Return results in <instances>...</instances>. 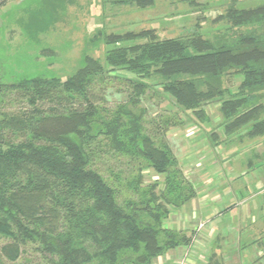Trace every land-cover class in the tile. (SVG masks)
<instances>
[{"label": "trees", "instance_id": "16d2710c", "mask_svg": "<svg viewBox=\"0 0 264 264\" xmlns=\"http://www.w3.org/2000/svg\"><path fill=\"white\" fill-rule=\"evenodd\" d=\"M155 1L101 0L105 7L138 10L151 9ZM181 1L199 7L201 0ZM227 9L217 18L225 23L224 32L212 37L188 31V36L160 37L154 29L111 34L104 38L110 47L105 65L86 56L64 81L33 78L0 85L19 91L31 108L0 120V264H151L189 242L163 227L171 214L168 206L180 208L189 196L172 201L164 193L156 196L153 188L143 195L134 183L131 189L139 196L119 202L117 190L92 168L91 147L101 136L112 149L141 157L166 175L167 187L175 182L180 187L181 172L169 147H156L142 135L136 118L125 128L121 114H131L126 106L97 121L86 95L105 66L119 69L138 78L133 104L156 78L162 93L198 125L208 119L204 106L215 101L226 135L246 131L247 137H263L264 5ZM229 76L240 79L235 92L225 87ZM76 97L84 99L85 108L39 106Z\"/></svg>", "mask_w": 264, "mask_h": 264}, {"label": "rangeland", "instance_id": "374dc122", "mask_svg": "<svg viewBox=\"0 0 264 264\" xmlns=\"http://www.w3.org/2000/svg\"><path fill=\"white\" fill-rule=\"evenodd\" d=\"M199 3V7H192L181 0H156L151 9L138 10L105 7L101 0H0V85L33 78L64 81L82 67L86 56L105 65L104 56L110 47L104 38L111 34L154 29L160 37L193 32L212 37L224 32L226 25L217 18L230 5L249 9L264 5V0ZM136 80V76L105 66L94 77L86 98L96 111L97 121L110 118L122 105L128 107L131 114H121L125 128L136 118L141 134L150 137L156 147L167 145L177 160L183 183L180 187L178 182L168 183L170 188L166 175L157 174L141 157L112 149L107 139L97 136L91 147L92 168L117 190L119 202L139 196L131 189L134 183L143 195L153 188L156 196L164 193L172 201L178 195L189 196L180 208L168 206L171 214L163 223V227L184 234L189 242L151 264H264V136L253 139L246 131L226 135L215 101L204 106L208 119L198 125L162 93L156 78L148 81L146 94L133 104ZM239 84L238 76L226 78L225 87L232 92ZM0 98V120L31 109L17 90L6 87L0 90ZM83 100L76 97L70 102L62 99L60 105L39 106L45 111L53 106L60 111L83 109L87 105ZM200 127L205 128L204 134ZM98 128L93 129V135L98 134ZM194 136L200 139L194 149L200 154L184 155L183 147ZM204 146H210L209 151L216 149L214 155L210 153L211 159L201 158L200 151L208 152ZM209 194L212 196L204 200ZM198 205L202 212L195 210Z\"/></svg>", "mask_w": 264, "mask_h": 264}, {"label": "crops", "instance_id": "0c3cea01", "mask_svg": "<svg viewBox=\"0 0 264 264\" xmlns=\"http://www.w3.org/2000/svg\"><path fill=\"white\" fill-rule=\"evenodd\" d=\"M220 123H222V122H220ZM220 123H219V125H220ZM221 125H222V124H221ZM205 127H206V126H205ZM200 129L202 130V134H204L203 131H204L205 128H204V127H202V128L200 127ZM196 131H197V130H195V133H197ZM194 135H195V134H194ZM196 137H197V136H196ZM196 137L194 136V138L189 139V141L191 140V142H190L188 145L185 144V146L183 147V150L186 151L184 155H188V154H192V155H194V154H197V153L200 154L199 151H198V152H195V151H194V149H195V144H198V143L200 142V139H197ZM187 139H188V138H187ZM189 141H188V142H189ZM204 145H205V144H204ZM204 147H205L204 149H205L206 151H208V152H207V153H204V151H200L201 153H203V156H202V154H201V156H202L201 158H204V157H208V156H209L210 159H211V155H214V154H215L214 152H215L216 149H213V151H209V150H210V146H209V147L204 146ZM211 147H212V144H211ZM213 148H214V147H213ZM207 149H208V150H207ZM210 153H211V155H210ZM213 153H214V154H213ZM210 159H209V160H210ZM194 160H195V158L193 159V161H194ZM209 160H208V161H209ZM185 161H186V162H185ZM183 162H185V163L187 164V160H183ZM183 162H181V163H183ZM210 167H211V166H210ZM215 168H216V167H215ZM216 170H217V169H216ZM216 170H215V171H216ZM208 196L210 197V196H212V195L209 194V195L204 196V200H205L206 198H208ZM212 200H213V199H212ZM212 200H206V201H210V203H213L214 201H212ZM208 203H209V202H208ZM208 205H209V204H208ZM194 208H195V210L198 209L199 212H202L201 209H202L203 207L198 205V207H197V206H194ZM230 213H231V211L229 212V214H230ZM209 247H210V246H209ZM222 259L225 260L224 256L222 257Z\"/></svg>", "mask_w": 264, "mask_h": 264}]
</instances>
